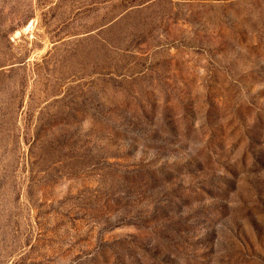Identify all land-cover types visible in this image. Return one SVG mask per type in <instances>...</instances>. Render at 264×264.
Listing matches in <instances>:
<instances>
[{"label":"rangeland","instance_id":"1","mask_svg":"<svg viewBox=\"0 0 264 264\" xmlns=\"http://www.w3.org/2000/svg\"><path fill=\"white\" fill-rule=\"evenodd\" d=\"M0 264H264V0H0Z\"/></svg>","mask_w":264,"mask_h":264}]
</instances>
